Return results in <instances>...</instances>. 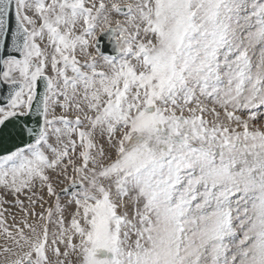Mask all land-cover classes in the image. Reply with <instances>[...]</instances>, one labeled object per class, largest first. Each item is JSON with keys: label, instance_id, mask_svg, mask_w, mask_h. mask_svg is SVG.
<instances>
[{"label": "snow or ice", "instance_id": "snow-or-ice-1", "mask_svg": "<svg viewBox=\"0 0 264 264\" xmlns=\"http://www.w3.org/2000/svg\"><path fill=\"white\" fill-rule=\"evenodd\" d=\"M0 86V264H264V0H0Z\"/></svg>", "mask_w": 264, "mask_h": 264}, {"label": "water", "instance_id": "water-1", "mask_svg": "<svg viewBox=\"0 0 264 264\" xmlns=\"http://www.w3.org/2000/svg\"><path fill=\"white\" fill-rule=\"evenodd\" d=\"M106 45H108V41L107 39L105 38L104 40H102V43H101V48L103 49ZM108 52L111 54V48L108 47ZM7 94V87L6 86H0V99H2L3 96H5ZM9 131H15L14 129H12L11 125H9ZM19 139V138H17ZM8 142L6 141V144Z\"/></svg>", "mask_w": 264, "mask_h": 264}]
</instances>
